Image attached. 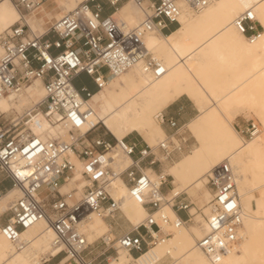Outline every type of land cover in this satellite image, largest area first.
Masks as SVG:
<instances>
[{
    "label": "built area",
    "instance_id": "built-area-1",
    "mask_svg": "<svg viewBox=\"0 0 264 264\" xmlns=\"http://www.w3.org/2000/svg\"><path fill=\"white\" fill-rule=\"evenodd\" d=\"M45 1L14 0L17 7L27 12ZM132 1L142 14L133 27L123 26L113 16L122 0H84L49 23L41 33L30 30L18 9L21 17L0 33V97L21 90L34 78L41 79L44 88L42 100L32 107L13 116L0 111V172L10 181L9 188L20 192L0 214V231L17 245L22 230L40 219L46 220L54 232L51 246L59 248L49 258H58L57 264L63 258L61 264H101L114 258L112 247L137 255L168 233L162 230L153 211L159 209L163 200V187L171 183L164 166L192 147L178 122L182 106L175 113L160 111L158 120L168 126L169 132L151 146L108 137L106 130L91 136L101 124L91 121L92 110L83 108L82 103L105 85L110 74L133 65L143 66L153 76L161 75L165 68L144 45V35L151 30L166 33L178 25L181 2L198 11L213 0ZM234 25L247 39L259 36L261 26L250 10L241 12ZM80 74L86 76L93 89L87 83L74 84ZM38 113L51 123L67 124L68 138H43L31 132L30 125H41ZM86 124L88 129L80 131ZM259 131L258 123L253 121L240 129L249 139ZM115 149L129 158L128 165L121 170L108 161ZM71 154L79 160V167L70 159ZM146 167L155 170L157 179L149 176ZM76 171L84 180L81 193L75 195L73 187L61 192L60 187ZM206 176L213 194L206 212L202 211L207 231L196 240V246L210 255L225 252L238 239L242 209L228 161L213 166ZM115 177L124 181L129 195L139 198L148 213L139 227L132 226L116 237L114 248L111 232L119 214V199L113 196ZM5 191L0 190V195ZM180 195L175 194L170 201L178 216L171 219L162 214V223L179 227L193 222L189 202ZM93 212L110 223V230L88 242L80 228ZM93 250L97 253L91 254Z\"/></svg>",
    "mask_w": 264,
    "mask_h": 264
},
{
    "label": "bare ground",
    "instance_id": "bare-ground-1",
    "mask_svg": "<svg viewBox=\"0 0 264 264\" xmlns=\"http://www.w3.org/2000/svg\"><path fill=\"white\" fill-rule=\"evenodd\" d=\"M80 1L57 0L65 12ZM132 3L128 0L117 7L118 20L126 27L136 25L142 17V14L139 18V14L132 12ZM180 5L181 13L174 29L167 34L151 30L143 37V43L146 42V47L162 63L165 71L153 76L143 66L133 65L120 73L110 74L105 85L93 91L82 103L83 108H91V121L100 123L114 138L122 139L127 133L142 130L151 138L146 142L151 146L158 142L159 136H165L157 117L162 107L185 95L198 111L184 124L195 138L196 145L164 169L174 184L171 190L162 194L163 203L159 209L153 211L162 230L167 233L171 228L172 232L167 233L169 236L159 237L137 255L117 247L119 255L105 264H155L168 252L176 255V264H264V133L260 131L245 140L232 124L234 111L248 109L254 111L264 125V0H213L198 11L183 2ZM40 9L41 6L23 15L34 33L43 32L37 28L39 22L36 19L45 16L37 12ZM245 10H250L262 27L259 36L252 40L234 25V19ZM16 16L20 18L21 13L13 7L12 1L0 0L1 32L13 24ZM43 96V83L34 78L21 90L1 96L0 111L10 112L19 104L37 102ZM57 123L62 126L60 131L68 134L69 126ZM31 126V132L37 134L36 126ZM44 127L43 134L38 135L43 138L58 136L53 135L55 128L51 124ZM87 129L86 124L80 131ZM45 131L49 135H44ZM70 159L80 166L74 154ZM108 161L113 168L121 170L128 165L129 158L115 149L108 155ZM222 161L229 162L234 174L242 221L238 239L225 252L207 255L196 246V240L207 231L202 211L199 214L203 223L196 218L197 208L203 207L206 212L207 202L213 194L206 184V175ZM145 171L152 179H157L155 170L146 167ZM201 182L208 189L207 198L202 199L203 205L194 212L189 207V212L194 222L203 226L202 232L162 223V214L171 219L178 216L170 205L172 197L182 191L194 193ZM68 184V189L75 188V195H79L84 180L76 171ZM64 186L60 187L61 191ZM113 186V196L119 199V216L124 215L131 226L139 227L148 213L146 207L139 198L129 195L127 185L120 177L113 179ZM19 194V190L11 187L0 195V214ZM202 195L204 197L206 191ZM80 229L90 242L109 232L110 223L93 212ZM19 238L20 243L16 245L0 231V264H41L45 258L41 263L36 258V246L49 249L47 258L59 250L51 246L54 232L44 219L22 230ZM114 244L116 246L115 241ZM63 262L64 258L58 264Z\"/></svg>",
    "mask_w": 264,
    "mask_h": 264
},
{
    "label": "rangeland",
    "instance_id": "rangeland-1",
    "mask_svg": "<svg viewBox=\"0 0 264 264\" xmlns=\"http://www.w3.org/2000/svg\"><path fill=\"white\" fill-rule=\"evenodd\" d=\"M12 1V5H13V7H16L17 9H19L20 11H21V13H23V14H26L27 13V11L25 10V9H23V8H21V7H17L16 5H15V2H14V0H11ZM50 2V5H49V8L50 9H53V10H56V9H58L57 7H56V4H55V0H46L45 2ZM57 1V0H56ZM83 1V0H82ZM128 0H122V4L123 3H125V2H127ZM81 2V1H80ZM121 4V5H122ZM121 5L119 6V7H121ZM59 7L62 9V12H65L64 11V8L63 7H61L60 5H59ZM118 7V8H119ZM117 8V9H118ZM48 9V8H47ZM117 9L115 10V11H113V16L116 18V19H118L119 18V14L117 13ZM131 9H132V12H136L137 14H139V18L141 17V13H140V11L137 9V7H135L134 5H133V3L131 4ZM19 18V16H16L15 17V20L12 22V23H14L17 19ZM55 19L53 18V19H51V20H48V19H45V22L43 23V25H42V30L44 31L45 29H46V27L48 26V24L49 23H51V22H53ZM140 20V19H139ZM131 26H135V25H131ZM131 26H127V27H131ZM258 26H259V23H258ZM126 27V26H125ZM175 27V26H174ZM261 29H260V31L262 30V27H260ZM172 29V28H171ZM1 32V31H0ZM38 32H41V31H38ZM144 45L145 46H147V44H146V42H144ZM149 49V48H148ZM150 50V49H149ZM88 81L86 80V76L84 75V74H80L75 80H74V84L75 85H77V86H80L81 84H83V83H87ZM87 84H89V86L90 87H92V84L91 83H87ZM95 91V90H94ZM98 92H100V91H98ZM43 98V97H42ZM40 100H42V99H40ZM40 100H38L37 102H32V103H27V104H19V105H17V106H15L14 107V109H12V111H10V112H4V113H7V114H9L10 116H13V115H15L17 112L18 113H20V112H22L23 111V109H26V108H29V107H32L34 104H36V103H38ZM100 103L99 102H97V105H99ZM182 105H184V111H183V106ZM179 106H182V110L181 111H179L180 113L179 114H181L182 113V115L184 116V119H182L179 123H180V125H182V127H181V131H183L187 136H189V138H190V140H191V143H192V147H191V150H192V148L196 145V140H195V138L193 137V135H192V133L188 130V128L184 125L185 124V122L186 121H188L190 118H192L193 116H195L197 113H198V111H197V109H196V107H195V105L193 104V102L191 101V100H189L185 95H182V96H180L179 98H177L176 100H174L173 102H171V103H169V104H167L166 106H164V107H162L161 109H160V111L162 112V113H169V112H173V111H178L177 109H178V107ZM232 115H233V119H232V124H233V126H234V128L236 129V131L242 136V137H244L243 135H242V133L240 132V129L243 127V126H245L248 122H250V121H253V122H256V123H258V125H259V127H260V133H264V125H262V122H261V120H260V118L255 114V112L254 111H252V110H248V109H241V110H238V111H234L233 113H232ZM43 114L42 113H38L37 114V118L39 119V121H40V126L39 127H36V128H34V130H35V132L37 133V134H43V132H44V126L46 125V124H51L52 126H54V128H55V133L53 134V135H56V134H58V135H61V137L62 138H64V139H67L68 138V134H66V133H62L61 131H60V129L62 128V126L60 125V124H58L57 122H55V123H50L46 118H43ZM179 116V115H178ZM163 125H161V127H162ZM30 127H32L31 125H30ZM163 129V128H162ZM105 128L101 125V126H99L96 130H94L93 132H91L90 133V135L92 136V135H94L95 133H104L105 132ZM107 131V130H106ZM164 131V130H163ZM139 133L140 135H138L137 133ZM136 132H131V133H127L126 135H125V137L124 138H127L128 140H131V141H134V142H138L139 144H143V143H146L145 141H144V139L143 138H147V140H150L151 138L149 137V136H147L146 134H145V132L144 131H142V130H138V131H136ZM165 133V132H164ZM44 135H49V133L48 132H46L45 131V134ZM106 135L108 136V137H112V138H114L108 131L106 132ZM52 136V135H51ZM143 137V138H142ZM161 137L163 138L164 137V135H161V136H159L158 138H160L161 139ZM244 139L245 140H247V139H249V138H246V137H244ZM188 152H190V151H188ZM188 152H186V153H188ZM186 153H184V154H186ZM183 154V155H184ZM183 155H181L180 157H182ZM179 157V158H180ZM178 158V159H179ZM173 163V162H172ZM172 163H168V164H166L165 166H164V168H166L167 166H169V165H171ZM209 173V172H208ZM75 177H77V176H75ZM168 180L170 181L171 179H170V177H168ZM172 184H174V182H171L170 184H167L166 186H164L163 187V189H162V191H163V194H165L170 188H172L173 187V185ZM204 184V182H201L199 185L200 186H202ZM64 185H66V186H64L63 188H62V190L63 191H61V192H65V190L66 189H68V187H69V184L68 183H65ZM79 187L81 186V182H80V184L78 185ZM209 188H210V186L209 185H207ZM71 188V187H70ZM69 188V189H70ZM210 190H211V188H210ZM206 191V195L205 196H207V192H208V189H207V187L204 185L203 186V188L201 189V192H202V194H203V192H205ZM212 191V190H211ZM204 196V197H205ZM180 197L181 198H183V200H185L186 202H189V206H188V209H189V207H191V206H193V209H196L197 208V203L196 202H191V199H190V197L185 193V191H182L181 192V195H180ZM200 202V201H199ZM163 203V202H162ZM161 203V204H162ZM201 211H203L204 212V210H203V207L202 208H197V212H198V214L196 215V218L198 219V220H200V222L201 223H203V220H201V214H199V213H201ZM193 212H194V210H193ZM180 214H181V212H180ZM191 217H192V220H193V215H191ZM197 224H199V222L197 223V222H194V220H193V222H191V223H189L188 225H185V226H187V227H185L184 225H182V226H179V227H176V228H182V229H187V230H189V231H192L193 229H197V230H200V232H202V228H203V226L202 225H197ZM190 225H191V227H190ZM132 226H131V223L126 219V217L124 216V215H122L121 217L119 216V214H118V216L116 217V220H115V224H113V230H112V234L114 235V240L112 241V243L115 241V239H116V237L120 234V233H122L123 231H126V230H129L130 228H131ZM167 232L168 233H171L172 232V229L170 228V231H169V229H167ZM111 234V235H112ZM113 235H112V237H113ZM166 236H169V234H167ZM197 238V237H196ZM114 246V248H115V244L113 245ZM36 254H37V256H36V258L40 261V263H41V259L42 258H47V256L49 255V253H48V251H49V249L48 248H46V249H44V248H40L39 246H36ZM111 253H112V255L114 256V258L115 257H117L118 255H119V250L117 251V250H115V249H113V247L111 248ZM97 252L95 251V250H93L92 252H91V254H96ZM58 258H55V263L57 264V260ZM109 261H111V259L110 260H108L107 262H104V263H101V264H105V263H108ZM178 262V260L176 259V255H174L173 253H171V252H168L163 258H161L159 261H157L155 264H170V263H173V264H176ZM43 264H45V263H43ZM131 264V263H130Z\"/></svg>",
    "mask_w": 264,
    "mask_h": 264
},
{
    "label": "crops",
    "instance_id": "crops-1",
    "mask_svg": "<svg viewBox=\"0 0 264 264\" xmlns=\"http://www.w3.org/2000/svg\"><path fill=\"white\" fill-rule=\"evenodd\" d=\"M55 4H56V7L58 8L56 10H53V9H50L49 8L50 2H48V1L47 2H44L41 5V9L39 11H37V12L42 13V14L44 13L45 16L41 15V16H39L38 19H36L39 22V27H37L38 29H42V25L45 22V19H48V20H51L53 18L55 19V18L59 17L62 13H64V12H62V9L59 7V4H58V2L56 0H55ZM90 88L93 89V86L90 87ZM182 106H183V111H184V105H182ZM169 113H175V111L169 112ZM182 119H184V116L181 113L178 116V121L180 122ZM162 128H163V130H164L165 133L169 132L168 126L163 125ZM137 134L140 135L139 133H137ZM143 139H144L145 142H148L149 141V140H147V138H143ZM171 182H172V180H171ZM10 185H11L10 181L7 178H5L4 175L0 172V190L1 191H5V190H7L10 187ZM170 190H171V188H170ZM185 193L190 197L191 202H196L197 203V207L202 206L203 205V203L201 202L202 199H205L206 200V198H207V196L203 197L202 192H201V186L200 185L197 186V190L194 193H192V194H189L187 192H185ZM191 207H192L191 212H193V210H194L193 209V206H191ZM181 216L182 217H185V214L183 212H181ZM43 263H45V264H56L55 263V258H49V257L47 258V260L45 258V262H43Z\"/></svg>",
    "mask_w": 264,
    "mask_h": 264
},
{
    "label": "trees",
    "instance_id": "trees-1",
    "mask_svg": "<svg viewBox=\"0 0 264 264\" xmlns=\"http://www.w3.org/2000/svg\"><path fill=\"white\" fill-rule=\"evenodd\" d=\"M175 27H176V26H175ZM175 27H173L172 29H174ZM172 29H171V30H172ZM168 32H169V31H168ZM168 32H166V33H164V34H167Z\"/></svg>",
    "mask_w": 264,
    "mask_h": 264
}]
</instances>
